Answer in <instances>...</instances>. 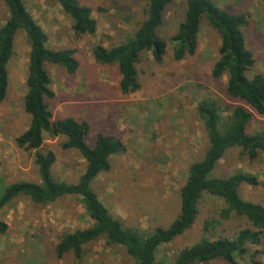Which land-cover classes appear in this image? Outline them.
Returning a JSON list of instances; mask_svg holds the SVG:
<instances>
[{
	"label": "rangeland",
	"instance_id": "374dc122",
	"mask_svg": "<svg viewBox=\"0 0 264 264\" xmlns=\"http://www.w3.org/2000/svg\"><path fill=\"white\" fill-rule=\"evenodd\" d=\"M34 20L47 34V47L69 48L75 52L79 68L73 75L52 64L45 68L51 78L54 98L49 103L53 119L71 117L86 121L87 136L93 144L96 133L118 137L125 145L123 154L110 158V170L98 175L92 189L109 213L125 226L151 231L166 228L179 211V190L187 178L188 167L199 161L208 141L196 114V105L204 97L214 98L220 106L240 103L224 92L226 77L213 80L210 70L218 58V33L202 22L198 48L193 57L175 62L168 39L175 33L185 13L184 0H174L167 8L157 35L167 41L166 54L157 65L150 53L138 63L141 88L124 96L117 89L119 76L115 67L97 64L92 48L118 45L127 39L143 19L147 0H79L92 10L97 29L94 35H76L70 18L54 0H23ZM219 6L247 16L246 44L253 53L254 66L247 73L264 75V0H214ZM8 14L0 0V26ZM29 47L22 32L14 42L8 64L7 95L0 103V193L9 184L39 182L33 162L34 152L19 149L14 139L29 125L23 110ZM264 130V116H253L249 134ZM63 137L44 136L40 151H52V173L66 183H75L84 172L85 162L74 150H64ZM235 172L255 176L256 186L243 185L239 195L246 201L264 204V155L249 159L240 149L226 151L215 176ZM223 202L203 194L192 227L160 247L158 259L171 262L179 251L201 237H231L250 227L242 217H220ZM6 230L0 234V264H134L123 248L99 239L84 247L81 259L72 253L59 258L54 252L60 235L91 225L80 200L61 197L48 205L32 203L19 196L0 210ZM209 224L204 230L205 224ZM254 258L264 264V245L252 247ZM207 264H226L216 260ZM237 264H250L249 258Z\"/></svg>",
	"mask_w": 264,
	"mask_h": 264
},
{
	"label": "trees",
	"instance_id": "16d2710c",
	"mask_svg": "<svg viewBox=\"0 0 264 264\" xmlns=\"http://www.w3.org/2000/svg\"><path fill=\"white\" fill-rule=\"evenodd\" d=\"M72 22L76 35H94L97 29L92 10L79 0H54ZM174 0H147L143 19L124 42L106 47L95 45L91 52L94 61L102 66L115 67L119 76L117 89L127 96L141 88L137 65L143 54L150 53L161 65L166 54L167 41L157 35L167 8ZM185 13L175 33L168 39L175 62L193 57L198 48V35L203 21L218 33V58L210 70L213 80L226 77L225 94L240 104L222 107L214 98L204 97L197 102L196 114L202 124L208 145L199 161L188 167L187 178L179 190V211L166 227L151 231L125 226L114 218L92 189V183L101 173L110 170V158L124 153L125 145L116 136L96 133L93 144L87 136L90 126L86 121L71 117L53 119L49 103L54 98L51 78L45 68L52 64L73 75L79 68L75 52L69 48L53 50L47 47L48 37L27 10L23 0H3L8 17L0 26V103L7 95L8 64L14 53V42L19 32L25 35L29 53L23 110L29 116L27 129L14 139L17 148L34 152L33 162L39 182L20 181L9 184L0 193V210L19 196L32 203L48 205L61 197L75 196L80 200L91 225L59 236L54 252L61 258L72 253L81 259L86 245L104 239L107 244L124 249L134 264H207L220 260L237 264L249 258L250 264H259L250 253L252 247L264 245V204L246 201L239 195L243 185L256 186L255 176L235 172L224 177L215 176V170L226 151L238 148L249 159L264 155V130L249 134L247 127L253 116H264V75L247 73L254 66L253 53L246 44L247 16L222 8L214 0H184ZM63 137L61 147L74 150L85 162V169L75 183L55 178L52 167L55 154L40 151L44 136ZM203 194L220 199L224 208L220 217L231 215L244 218L250 227L238 230L231 237L210 239L201 237L190 247L179 251L167 262L158 259L160 247L170 243L195 223L198 205ZM209 224H205L204 230ZM6 225L0 221V234Z\"/></svg>",
	"mask_w": 264,
	"mask_h": 264
}]
</instances>
